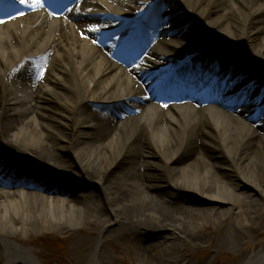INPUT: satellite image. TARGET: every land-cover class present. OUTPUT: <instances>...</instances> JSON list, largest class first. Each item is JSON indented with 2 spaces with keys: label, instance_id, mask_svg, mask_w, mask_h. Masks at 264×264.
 Here are the masks:
<instances>
[{
  "label": "bare ground",
  "instance_id": "1",
  "mask_svg": "<svg viewBox=\"0 0 264 264\" xmlns=\"http://www.w3.org/2000/svg\"><path fill=\"white\" fill-rule=\"evenodd\" d=\"M150 1L77 0L55 12L56 0H46L0 13V264H42L11 239L9 224L44 231L113 221L134 236L143 260L180 264L176 240L208 239L199 203L215 205L206 210L212 228L229 220L220 242L234 248L238 230L253 232L264 218V111L252 120L264 87L247 106L230 107L218 60L212 76L201 67L209 51L185 69L194 83L173 76L170 94L156 97L175 73L169 66L207 45L240 53L226 54L232 72L248 74L251 88L264 83V0H174L166 11ZM125 22L138 26L145 53L169 48L160 64L131 61L120 37L126 26L104 32ZM6 158L32 179L16 176ZM97 255L88 264L104 261ZM246 264H264V248Z\"/></svg>",
  "mask_w": 264,
  "mask_h": 264
},
{
  "label": "rangeland",
  "instance_id": "2",
  "mask_svg": "<svg viewBox=\"0 0 264 264\" xmlns=\"http://www.w3.org/2000/svg\"><path fill=\"white\" fill-rule=\"evenodd\" d=\"M173 1L168 0L164 7H161L162 10L173 6ZM164 47L169 50L166 46ZM174 100H178V97L175 96ZM241 101L236 102L234 105L231 104L230 107L235 108L245 105ZM263 111V108L257 111L252 120L257 121L256 117H261ZM5 144L7 147H14L11 144ZM14 171L17 172V169H14ZM55 190L60 189L57 187ZM199 206L205 207L207 210L215 205L202 202L199 203ZM206 210L203 212V216L209 221V228H203L208 236L206 242L195 245L179 239L175 241L178 244V253L181 255L180 264H246L254 250L264 248V218L255 219L254 223L257 227L253 232L238 230L239 237L242 239L240 244L242 245L234 248L229 244L226 245L220 242V235L227 230L229 220L224 222L221 227L214 229L212 228L211 216ZM186 214L194 217L192 212ZM9 230L11 239L32 248L42 264H88L96 254L104 258L101 264H130L129 257L134 260L132 264H158L157 258L154 262L143 260L139 254L137 240L134 236L128 235L126 227L113 221L104 227H96L85 222H82L79 226H72L70 223H66L65 226L53 224L44 231L32 226L25 231L14 230L9 224ZM77 240L81 241L79 251L74 247ZM72 248L75 249L73 252L71 251ZM0 252L1 254L5 252V242L1 239Z\"/></svg>",
  "mask_w": 264,
  "mask_h": 264
},
{
  "label": "snow or ice",
  "instance_id": "3",
  "mask_svg": "<svg viewBox=\"0 0 264 264\" xmlns=\"http://www.w3.org/2000/svg\"><path fill=\"white\" fill-rule=\"evenodd\" d=\"M18 2L27 5L30 8H39L45 6L46 0H32V2H30V0H18ZM69 11H71V9H69ZM53 14L55 15L56 13ZM90 27L93 31H97L99 30L100 25H91ZM165 107H167V105H165Z\"/></svg>",
  "mask_w": 264,
  "mask_h": 264
}]
</instances>
